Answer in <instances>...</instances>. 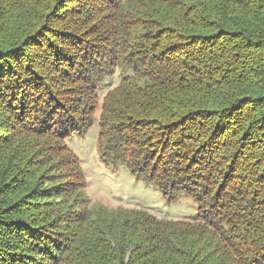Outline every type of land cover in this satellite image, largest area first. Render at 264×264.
I'll return each instance as SVG.
<instances>
[{"label":"trees","instance_id":"trees-1","mask_svg":"<svg viewBox=\"0 0 264 264\" xmlns=\"http://www.w3.org/2000/svg\"><path fill=\"white\" fill-rule=\"evenodd\" d=\"M117 73L97 150L190 220L69 197ZM0 264H264V0H0Z\"/></svg>","mask_w":264,"mask_h":264},{"label":"rangeland","instance_id":"rangeland-1","mask_svg":"<svg viewBox=\"0 0 264 264\" xmlns=\"http://www.w3.org/2000/svg\"><path fill=\"white\" fill-rule=\"evenodd\" d=\"M120 81V76L117 73L112 79H108L103 83L97 107L92 108L91 115L93 119L95 118V122L89 127L88 137L85 139L75 137L71 143V147L80 157L82 171L85 175V184L78 182V177L71 178L70 182L74 184L71 189L75 190V194L73 192L68 196L72 200L78 199L81 202L78 196L79 192H81L84 196V201H87V210L93 211L94 214L102 208L107 211L143 209L159 218L190 220L197 214L198 210L197 204L190 198L184 197L177 202L169 203L164 199L161 191L134 177L124 165L120 163H105L97 150L96 141L99 132L100 108L108 91L118 86ZM21 165H15V167L20 170L22 169ZM50 165H39L38 168H35V172L32 170L34 172L33 187L36 188L41 185L52 189L54 185H59L65 180V176L62 175L60 170L58 168L54 170L55 168L49 167ZM46 181H50V184H46ZM4 184L5 181H3L2 186ZM36 190L39 189L36 188ZM60 205L57 204L59 208L61 207ZM78 209L82 211L85 208L81 207ZM38 210H36V213Z\"/></svg>","mask_w":264,"mask_h":264}]
</instances>
